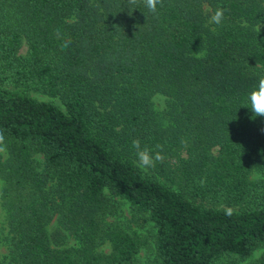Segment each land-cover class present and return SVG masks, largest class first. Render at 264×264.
I'll use <instances>...</instances> for the list:
<instances>
[{"label":"trees","instance_id":"16d2710c","mask_svg":"<svg viewBox=\"0 0 264 264\" xmlns=\"http://www.w3.org/2000/svg\"><path fill=\"white\" fill-rule=\"evenodd\" d=\"M128 7L0 0V264H264V0Z\"/></svg>","mask_w":264,"mask_h":264},{"label":"clouds","instance_id":"9594fccd","mask_svg":"<svg viewBox=\"0 0 264 264\" xmlns=\"http://www.w3.org/2000/svg\"><path fill=\"white\" fill-rule=\"evenodd\" d=\"M128 10L131 14L138 7V0H127ZM145 7L152 13L157 12V5H162L163 0H143ZM223 19V10L218 9L213 16V21L215 23H220ZM55 38L60 43L61 50L66 49L70 46L71 40L63 37V33L60 29L55 30ZM250 108L253 117H264V77H260L256 85L252 88L247 97V103L244 105ZM4 141V136L0 133V144ZM132 147L135 149V154L138 161V167L142 169H147L149 167H154L157 161L162 162L164 157L160 151H153L148 146H142L141 140L139 138L132 141ZM2 150V149H0ZM226 215L231 216L233 210L228 208L225 210Z\"/></svg>","mask_w":264,"mask_h":264},{"label":"rangeland","instance_id":"374dc122","mask_svg":"<svg viewBox=\"0 0 264 264\" xmlns=\"http://www.w3.org/2000/svg\"><path fill=\"white\" fill-rule=\"evenodd\" d=\"M25 49V47H22V51ZM30 94L36 98H40V99H50L53 100L55 103H57L59 106H62V104L60 103V101L55 98V97H49L45 94L39 93V92H35V91H30ZM154 103L156 105V107H162L163 103H164V96L162 94H156L154 97ZM1 179H0V189H1ZM111 201L113 203V208H114V214L112 215V217H114L115 219L118 220H123L125 225H131L132 227H137L141 232L145 233V234H149L148 229H149V222H144L143 225H138L137 221H130L132 220V215H131V211L129 208L128 203L123 200L120 197L117 196H113L111 197ZM4 218V213L3 210H1V204H0V227L2 226V220ZM126 221V223H125ZM129 223V224H128ZM3 235V234H2ZM69 242H73L72 239L69 240ZM110 246L108 242L103 243L102 245L99 246V249L102 251L107 252L109 250ZM263 250V248H259L256 249L254 252V256L258 255L261 251ZM7 251L5 245H0V252L1 253H5ZM149 248H143L140 250L139 254H138V261L139 262H143L145 260V258H147V256H149Z\"/></svg>","mask_w":264,"mask_h":264}]
</instances>
